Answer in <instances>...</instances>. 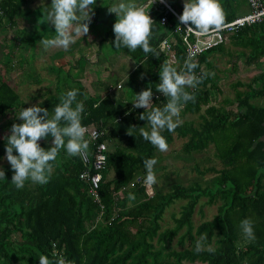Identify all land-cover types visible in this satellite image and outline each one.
<instances>
[{"label": "trees", "instance_id": "16d2710c", "mask_svg": "<svg viewBox=\"0 0 264 264\" xmlns=\"http://www.w3.org/2000/svg\"><path fill=\"white\" fill-rule=\"evenodd\" d=\"M27 2L0 0V24L5 19L9 26H15V18ZM233 18L235 16H229L224 23ZM158 20L157 16L150 39V45L157 51L161 40L170 33V28L160 26ZM113 26L114 19L101 39L108 46H115ZM170 40L177 62L173 66L178 71H186L181 39L173 35ZM229 42L241 49L238 55L244 57L248 64L258 63L260 59L264 62V23L241 28L229 38ZM223 48L221 45L193 58L199 65L195 73L200 76L211 69L208 56L214 51L223 52ZM120 51L135 61L133 70L126 77L127 88L133 96L130 104L117 107L108 93L102 97L90 96L76 79L77 74L71 76L73 69L78 71L79 64H85V56H79L74 65H68L67 76L62 75V67L53 65L55 91H48L37 104L52 115L62 95L79 89L77 100L85 105L82 126L99 127L102 124L107 130L104 140L110 145L108 143L107 160L101 171L102 182L98 190L103 206L101 220L97 221L100 207L92 202L88 194L89 185L79 178L88 168L79 156H69L66 150L61 149L53 162L49 183H33L31 186L32 182L28 180L21 189L11 183L14 172L8 163L3 169L5 180L0 179V264H39L41 255L47 256L53 264L60 256L74 261V264H264V106L252 102L264 97V73L253 77L246 90L236 91L233 100L223 101L235 105L234 108L211 105L215 92L219 93L216 76L211 73L196 88L185 89L195 95L196 101H189L184 106L180 120L189 114L197 115V118L194 121L183 120L174 132L165 129L162 135L168 144L172 142L173 133L186 137L182 151L188 155L212 144L223 167L205 186L194 182L191 188H184L171 183L169 191L165 192L155 184L149 196L144 185L146 170L143 161L153 157L157 159L158 149L145 141L138 130L133 136H129L127 130L130 126L148 128L147 121L140 120V115L144 112L147 115L151 108L136 109L133 105L135 95L151 87L153 107H163L167 102V98L156 91L166 56L159 52L160 56L156 58L140 48L130 51L122 47ZM4 56V71L0 70L4 73L0 77V118L13 113L12 126L23 122L17 117L23 108L29 107L23 104L7 78L12 53L8 51ZM262 62L259 63L261 67ZM10 134L9 131L0 140V159L6 155V137ZM85 139L89 141L88 154L92 162L95 147L88 134ZM51 140L53 138L49 134L39 144L48 150L53 144L49 146L46 143ZM13 154L18 155L15 151ZM192 168L201 172L197 164ZM111 171L114 178L107 179ZM129 193L135 194L134 201H129ZM203 197L208 203L221 200V205L211 221L194 228L191 217ZM180 199L186 204L174 220L175 226L161 229L165 209ZM114 210L118 211L117 215L110 220ZM244 219L253 222V241H248L242 234L240 223ZM183 228L185 231L178 242L184 248L181 251L167 250L168 244ZM204 234H207L205 250L196 253L195 243ZM208 246L212 252L207 251Z\"/></svg>", "mask_w": 264, "mask_h": 264}, {"label": "clouds", "instance_id": "9594fccd", "mask_svg": "<svg viewBox=\"0 0 264 264\" xmlns=\"http://www.w3.org/2000/svg\"><path fill=\"white\" fill-rule=\"evenodd\" d=\"M95 3L96 0H52L51 6L45 7L44 18L47 23L54 26L55 35L52 38H42L40 41L42 47L46 51L52 48L67 51L77 38L87 35L92 17L95 15L90 6H94ZM107 8L110 14L116 16L113 32L117 50L123 47L135 51L140 48L145 54L159 58V51L150 45L154 22L144 6H138L136 0H114ZM224 21L225 13L219 0H184L183 13L179 16L181 24L190 25L187 27L188 32L200 35L220 31ZM198 66V63L189 57L184 62L186 71H178L172 62L165 60L159 72L160 83L156 85V91L163 94L167 102L163 107H153L151 87L135 95L133 105L136 109L151 108L147 115L145 112L140 115V120L147 121L148 128L137 129L130 126L127 134L133 136L138 130L145 141L150 142L160 152H167L169 145L162 131L166 129L174 132L181 124L180 113L184 106L189 101L192 103L196 101L195 95L185 90L186 86L196 88L210 75L203 72L197 76L194 70ZM78 95L79 89L67 91L60 97V103L53 109L52 115L49 114V110L39 105L20 111L17 119L23 122L11 126V134L6 137L5 149V158L14 172L11 183L17 189L23 188L28 180L41 185L49 183L54 170L53 162L61 149L66 150L69 156L87 158L89 141L85 139V135L88 130L81 122L85 105L83 101L77 100ZM49 134L53 138V146L45 150L38 141L46 139ZM14 151L18 155H14ZM157 163L154 157L143 161L146 170L144 185L149 190L158 182L154 170ZM0 179L5 180V171L2 168ZM128 199L134 201L135 194L129 193ZM240 228L248 241L255 240L253 222L250 219L242 220ZM206 242L207 234H204L197 239L194 251L196 253L204 251ZM207 251L212 252L213 249L208 246ZM39 264L53 262L47 256L41 255ZM55 264H74V261H68L60 256Z\"/></svg>", "mask_w": 264, "mask_h": 264}, {"label": "rangeland", "instance_id": "374dc122", "mask_svg": "<svg viewBox=\"0 0 264 264\" xmlns=\"http://www.w3.org/2000/svg\"><path fill=\"white\" fill-rule=\"evenodd\" d=\"M27 1L28 5H25L24 9L15 18V26H9L5 19L0 24V70L3 69L4 55L10 51L12 58L7 78L14 86L23 104L27 107H32L41 102L46 97L47 92H51L55 88L56 73L51 67L53 65L55 67H62L61 69L64 71L62 75L67 76V72H69L67 70L75 64L79 56H85V64H79L78 71L73 69L71 76L74 77V74H77L76 79L79 80V83L90 96L102 97L108 93L116 101L117 107H124L125 104L131 103L133 96L127 88L126 77L133 70L135 61L122 53L120 49L117 50L115 46H108L101 40L103 32L109 28L112 22L110 20V23L107 24L109 22L107 8L105 9V13L102 11L98 14L95 13L89 25V33L77 38L76 42L67 51L61 48H52L46 51L40 44V41L42 38H51L55 35L54 26L47 23L44 18L46 15L45 7H50L52 0H45L47 2L44 3V0ZM166 1L171 3L173 8L177 9L174 6V0ZM98 2L99 7L97 9H101L109 3V0H96V3ZM248 12V4L245 0H240L236 5L234 13L243 16ZM112 15L114 16V14ZM172 22L175 23V20L172 19ZM223 47V52L214 51L208 56L212 68L206 71L216 76V83L219 87V93L215 92L211 105L234 108L235 105L231 106L232 104L229 105L223 101L225 99L233 100L236 91L246 90V85L250 83L253 77L260 74V69H264V65L262 67L259 66L262 59L258 63L248 64L244 57L238 55V51L241 49L231 45L229 40ZM3 71H0V77H2V74L4 75ZM120 82H122L123 89L117 91L115 87ZM109 87L113 88L112 92L109 91ZM186 88L189 87L186 86ZM252 102L257 106H264V97L257 98ZM12 115L13 113H9L5 117L0 118V140L11 129L10 122L12 121ZM196 118L197 115L189 114L183 120L194 121ZM185 141L186 137H180L176 133H173L172 142L168 144V151L160 152L157 150L156 152L158 161L154 168L158 181L156 186L160 187L162 191H169L171 183L180 184L184 188H191L194 182L205 186L217 175V171L223 167L216 156L212 144L200 152L189 154V156L182 151ZM38 143H41V140ZM46 144L52 145L53 140ZM5 157L6 155L0 159V168L2 169L8 164ZM195 164H197L201 172L193 171L192 167ZM113 178L114 174L111 171L107 175V179ZM32 184L33 182L29 185L32 186ZM153 186L155 187V185ZM149 194L152 195V189L149 190ZM185 204L186 201L180 199L174 201L165 209L161 221V229H172L175 226L174 220L179 217L181 208ZM220 205L221 200L217 199L212 203H208L206 197L201 198L195 206L191 217L194 228L202 222L211 221L218 214ZM184 231L185 228L178 232L170 244H168L167 250L181 251L184 248L178 242L180 235ZM183 264H186V262H183Z\"/></svg>", "mask_w": 264, "mask_h": 264}, {"label": "built area", "instance_id": "2783aa9c", "mask_svg": "<svg viewBox=\"0 0 264 264\" xmlns=\"http://www.w3.org/2000/svg\"><path fill=\"white\" fill-rule=\"evenodd\" d=\"M249 7V12L246 15L238 16L232 21L224 23L223 28L218 32H211L207 35H200L196 32H188L187 27L189 25H183L179 22V16L181 13L172 9L166 0H150L151 3L156 6H161V11L158 12V23L160 26L169 27L170 33L167 37L163 38L159 43L158 50L160 53L166 56V60L172 62V64L176 63V56L171 48V38L173 35H177L183 44V48L185 51V60L191 57V59L199 56L201 54L207 53L221 45H225L230 36L237 33L241 28L246 26H255L264 23V0H245ZM2 16V9L0 7V17ZM174 18L177 21V24H170L169 19ZM153 22H155L156 18L150 17ZM185 62V61H184ZM175 64V65H176ZM184 66V63H183ZM198 76L199 73H196ZM116 90L122 89V84L118 83L115 87ZM109 91L112 92L113 88L109 87ZM85 127V126H84ZM87 133L93 141V145L95 150L93 151V161L91 162L89 159V154L87 158L81 159L82 163L87 165L88 168L83 171L79 178L86 182L89 185L88 194L93 203L98 204L100 207L99 215L97 220H101L103 206L101 205L100 194H99V186L102 182V173L101 171L104 169L106 160H107V152H108V141L104 140L107 135V130L104 128L102 124L99 127L90 126L86 127ZM103 139L102 142H98V140ZM90 165V166H89ZM91 170H94L92 172ZM138 181V180H137ZM147 194H149V189H147ZM117 210H114L110 220L117 215ZM54 246V245H53ZM54 252L56 251L53 248ZM56 253V252H55Z\"/></svg>", "mask_w": 264, "mask_h": 264}, {"label": "crops", "instance_id": "0c3cea01", "mask_svg": "<svg viewBox=\"0 0 264 264\" xmlns=\"http://www.w3.org/2000/svg\"><path fill=\"white\" fill-rule=\"evenodd\" d=\"M170 1V0H169ZM222 1V2H221ZM240 0H219V2H220V4H221V6H222V8H223V11H224V13H225V19L227 20V18L229 17V16H235V18L236 17H238L239 15H237V14H235L234 13V10H235V8H236V5L238 4V2H239ZM241 1H244V0H241ZM44 2H47V1H43V3ZM114 2V0H109V3L108 4H106L105 6H103L101 9H97V7H99L98 6V4H99V2L98 3H96L94 6H93V10H94V12L95 13H99V12H103V13H105V9L107 8V7H109L112 3ZM107 3V2H106ZM136 3L138 4V6H144V8H145V11L146 12H149L148 14H149V16L150 17H154V18H156L157 16H158V12H160L161 11V6H159V5H155V4H153V3H151L150 2V0H136ZM48 4V3H47ZM47 4H45V5H47ZM167 4L172 8V9H174L175 11H177V12H179V13H182L183 12V6H184V0H174V6L177 8V9H175V8H173L172 6H171V3H168L167 2ZM26 5H28V4H26ZM25 7V6H24ZM92 7V6H91ZM24 9V8H23ZM107 10H108V8H107ZM109 13V12H108ZM114 16H115V14H114ZM112 14H110L109 13V22H107V24L108 23H110V20L112 19H114V24H115V22H116V18L114 17ZM168 19H169V22H170V24H175L177 21L174 19V18H169L168 17ZM172 19H174L175 20V23L174 22H172ZM234 19V18H233ZM232 19V20H233ZM231 20V21H232ZM98 23H102V22H98ZM105 23V22H104ZM96 26H98V25H96ZM261 62H262V60H261ZM262 63H264V62H262ZM264 65V64H263ZM260 73H264V69L263 68H261L260 69Z\"/></svg>", "mask_w": 264, "mask_h": 264}]
</instances>
